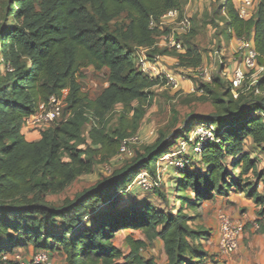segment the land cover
<instances>
[{
	"label": "trees",
	"instance_id": "trees-1",
	"mask_svg": "<svg viewBox=\"0 0 264 264\" xmlns=\"http://www.w3.org/2000/svg\"><path fill=\"white\" fill-rule=\"evenodd\" d=\"M0 7V260L5 253L31 244L47 253L58 250L65 264H158L141 253L155 240L162 242L165 264H193L206 258L199 239L209 232L193 228L185 210L196 202L228 195L233 189L245 192L260 205L264 214V194L257 191L260 176L247 181L244 176L255 172L254 158L244 150L250 139L264 150V95L244 100L236 98L230 85L221 97L211 99L209 115L189 117L180 130L159 131L152 143L135 150L133 155L109 176L76 191L60 204L47 200L48 193H58L74 179L87 172L96 158L109 157L123 139L132 134V118L138 106L150 99L148 88L158 81L140 73L132 46H151L158 31L149 29L150 18L157 19L170 8L183 10L182 0H4ZM227 26L232 37L253 41L257 62L264 65V0H256L249 19L238 17L234 0H224ZM123 18L119 25L112 21ZM183 53L156 48L170 56L177 65L196 68L202 65L197 47L184 41ZM162 49V51H161ZM164 50V52H163ZM176 55H169L167 51ZM221 64V63H220ZM107 70L108 85L94 98L82 91L80 80L86 68ZM222 64L221 69L222 71ZM256 86L264 93V70ZM200 100H206L204 88ZM253 89V87H252ZM66 90L62 115L43 130L38 139L26 140L21 132L23 119L32 114L38 103L50 96H62ZM116 104L123 105L119 127L105 133L98 125ZM86 112L97 119L93 125ZM67 113L69 115L66 117ZM194 114V113H193ZM90 124L89 143L78 147L82 128ZM200 122L216 125L219 141L207 143L198 158L174 177L175 211L154 206L143 199L132 205L115 207L118 193L126 188L141 170L156 173V160L167 153ZM185 133V134H184ZM230 158V175L224 167ZM188 190L190 194H186ZM153 193L164 198L157 188ZM107 209H100V208ZM139 231L127 236V251L115 245L117 234ZM4 264H15L13 260Z\"/></svg>",
	"mask_w": 264,
	"mask_h": 264
},
{
	"label": "rangeland",
	"instance_id": "rangeland-1",
	"mask_svg": "<svg viewBox=\"0 0 264 264\" xmlns=\"http://www.w3.org/2000/svg\"><path fill=\"white\" fill-rule=\"evenodd\" d=\"M0 0V7L2 6ZM183 9H186V13L190 19V30L185 35L184 41L191 43L201 53L202 65L208 70L211 75L210 82H205L201 79H197L191 72H188L186 68L181 65H177L176 61L163 60L162 63L171 70L178 72L187 77L192 83V89H196L198 85L206 84L204 93L206 94V100H200L199 93L186 92L184 89L178 93H174L165 85H159L148 88L146 94L149 95L150 101L144 106H138L136 103H132V106L137 109V115L132 118L133 130L131 136L125 143V149L120 150V146L109 157L96 158L90 169L77 176L70 186L58 193H48L47 200L53 204H60L63 199L71 198L73 194L85 186L92 185L101 177L111 175V173L124 161L129 159L135 150L141 149L144 145L152 143L158 135L159 131L173 132L180 130L183 123L190 114L209 115L212 113L213 108L211 105V99L221 97L222 92L229 87V81L227 75L221 73V64L227 65L230 63L232 54H230V39L232 33L227 26V14L226 8H224V0H182ZM123 22V18L120 17L117 20L111 22L113 25H119ZM129 49L135 51V47L132 44H128ZM162 51V49H161ZM167 51V50H166ZM164 52V50H163ZM169 55H176L173 51H167ZM258 63V62H257ZM257 74L256 78H259L264 70ZM107 70L95 71L92 68H86L83 71V77L80 80L82 91L88 95L89 98L96 97L107 85ZM253 85L246 80L244 87L240 89L243 93L244 100L254 98V94H251ZM264 93H261L258 98H263ZM123 115L124 120L130 119L132 113H123V105L116 104L107 113V115L99 121V126L105 133H111L119 127L120 117ZM90 124L87 123L82 128V135L78 147L83 148L85 144L89 143L87 134ZM185 134V133H184ZM27 140H35L31 134H25ZM40 137V135H39ZM244 149L248 151L249 157L254 158L255 172L250 170L244 179L247 181H255L256 175L260 176L259 185L257 188L258 193L264 194V150L261 147H255L253 144L245 141ZM160 158V157H159ZM159 158L156 163H161ZM164 163V162H163ZM224 167L233 175L237 173L240 168L233 170L230 165L229 158H225ZM167 168V169H166ZM162 172V183L159 187H156L160 194L164 195V198H159L151 190H142L133 180L126 186L124 191L118 193V203L115 207L122 205H132L140 200L147 199L154 206L168 209L171 211L176 209V205L173 204L174 197H171L176 179L174 178L178 173L171 164H163L160 166ZM175 172V173H174ZM173 173V175H172ZM172 175V176H171ZM171 181L169 187L166 186V180ZM168 190V193L166 192ZM178 207V206H177ZM224 211L226 209L224 207ZM100 209H107L100 208ZM185 213H187L185 211ZM127 236L137 237L140 236L139 231L125 230L116 235L114 243L122 251L126 248L125 239ZM22 248V247H21ZM15 248L14 251L18 252L21 259L25 260V256L30 255V258L36 253V249L29 244L23 246V249ZM38 251V250H37ZM126 252V249L124 250ZM144 257H153L158 264H165V254L162 244L159 240H155L152 244L148 245L141 251ZM51 258L55 264H65V260L60 251L55 250L50 253ZM0 264H4L0 260Z\"/></svg>",
	"mask_w": 264,
	"mask_h": 264
},
{
	"label": "built area",
	"instance_id": "built-area-1",
	"mask_svg": "<svg viewBox=\"0 0 264 264\" xmlns=\"http://www.w3.org/2000/svg\"><path fill=\"white\" fill-rule=\"evenodd\" d=\"M255 6L256 0H234L235 10L241 19L251 18L254 14ZM148 27L152 31L160 32V34L156 36L155 42L151 46L135 48V66L143 75L157 80L158 83L155 86L163 84L174 93L180 94L183 89L182 82L187 80V77L167 68L162 63L165 56L155 51V49L168 48L179 53L184 52L185 46L182 37L190 30V19L186 9L170 8L157 19L150 18ZM236 54L238 56L234 59L235 64L233 67L228 70V64L222 65L221 71V73L227 75L231 94L236 98L239 94V89L244 87L246 80H249L253 85V93L260 95L261 92L256 86L258 79L256 76L262 71L263 67L257 63L258 53L250 40L237 39ZM186 70L191 72L197 79L205 82H210L211 80V75L203 65L193 69L186 68ZM189 91L200 94L202 89H192L191 86ZM66 92V90H63L61 97L50 96L46 101L38 103L35 111L23 119L21 132L24 135L32 132L40 135L43 130L59 119L62 115ZM68 115L69 113H67L66 117ZM85 115L93 125H96L97 119L91 112H86ZM128 138L123 139L120 144V150L125 149V143ZM218 141L219 137L215 124L210 122L197 123L185 137L180 138L167 153L159 158V161L164 163H156L157 168L154 175L146 170H141L134 176L133 182L142 190H151L159 187L162 183L160 166L165 163L171 164L176 173H178V170L188 167L192 160L199 157L205 144L217 143ZM216 220L218 223V251L223 255H232L239 249L245 226L244 220L240 215H232L221 207L216 210ZM1 260H13L15 264H55L50 254L45 251H37L29 260H22L16 251L11 254L5 253L1 255Z\"/></svg>",
	"mask_w": 264,
	"mask_h": 264
},
{
	"label": "crops",
	"instance_id": "crops-1",
	"mask_svg": "<svg viewBox=\"0 0 264 264\" xmlns=\"http://www.w3.org/2000/svg\"><path fill=\"white\" fill-rule=\"evenodd\" d=\"M250 42L253 44L251 37ZM236 48L237 39L232 37L230 39L229 47L232 58L228 64V70L233 67L235 64L234 59L238 56L236 54ZM164 60H172L173 62L175 61V59L170 56H165ZM191 86L192 83L189 80H184L182 82V88L186 92L189 91ZM31 135L34 137V139L39 138V135H37L35 132H32ZM24 137L27 140L26 135H24ZM247 141L252 144L250 139H247ZM245 151L248 152L247 150ZM165 182L167 187L171 185V181H169V179ZM166 192L168 193V190H166ZM175 192L176 190L172 192V198L174 197ZM185 193L188 195L190 194L188 190H186ZM189 201L196 202L193 207L187 208L185 210L187 214L192 217L189 223L193 228L203 227L209 232L205 238L198 240L202 250L206 251L207 256L203 260L194 259L193 264H264V214H258L260 205L256 204L252 198L247 197L245 192L232 188L228 192V195H219L214 193L213 197L210 199L197 201L194 200L193 197H190ZM173 204L176 205L177 208L179 205L178 200L174 199ZM219 207H224L226 211L232 215H240L245 223L239 249L232 255H223L218 251V223L216 220V210ZM175 210L176 209H173L171 211L173 212ZM22 249L23 247L21 250ZM125 249L127 251V247L123 248V251ZM24 259L29 260L30 255L25 256Z\"/></svg>",
	"mask_w": 264,
	"mask_h": 264
},
{
	"label": "water",
	"instance_id": "water-1",
	"mask_svg": "<svg viewBox=\"0 0 264 264\" xmlns=\"http://www.w3.org/2000/svg\"><path fill=\"white\" fill-rule=\"evenodd\" d=\"M191 116H192V117H198L197 114H192V115H190L189 117H191ZM186 120H187V119H186ZM186 120H185V121H186Z\"/></svg>",
	"mask_w": 264,
	"mask_h": 264
}]
</instances>
